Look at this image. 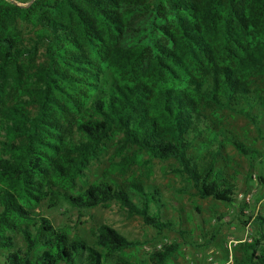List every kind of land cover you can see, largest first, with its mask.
<instances>
[{"label": "trees", "instance_id": "1", "mask_svg": "<svg viewBox=\"0 0 264 264\" xmlns=\"http://www.w3.org/2000/svg\"><path fill=\"white\" fill-rule=\"evenodd\" d=\"M15 13L39 26L36 37L10 34ZM259 83L264 0H0V106L1 96L8 103L1 113L2 264H106L138 245L107 225L95 230L92 246L71 238L34 214L44 200L78 211L116 202L158 232L171 228L150 213V204L159 212L160 200L142 184L106 177L75 193L114 132L149 159L174 161L172 172L202 199L232 203L235 187L217 165L221 152L228 145L250 160L257 152L218 126V113L258 127ZM194 148L208 169L200 170ZM254 223L259 237L240 246L241 264H264V220ZM176 250L165 246L149 259L164 264Z\"/></svg>", "mask_w": 264, "mask_h": 264}, {"label": "rangeland", "instance_id": "2", "mask_svg": "<svg viewBox=\"0 0 264 264\" xmlns=\"http://www.w3.org/2000/svg\"><path fill=\"white\" fill-rule=\"evenodd\" d=\"M7 1L28 6L31 0ZM28 18L19 13L13 15L9 30L18 40L28 42L40 31L39 26ZM42 60L41 46L35 61L40 63ZM258 86L264 100V83ZM6 99L1 96L0 150L1 143L7 141V120L1 117L4 106L8 105ZM253 113L258 127L243 117L218 113L222 121L218 126L257 152L254 160L239 155L228 145L221 152L217 165L224 167L227 180L235 187L232 203L202 199L188 179L172 172L176 167L174 161L149 159L124 146L122 135L114 132L105 142L98 159L85 170L84 178L78 180L75 193L105 181L106 177L120 185L142 184L156 190L160 200L159 212L157 206L150 204V213L159 214L171 228L158 232L146 226L140 217H130L116 202L107 207L78 211L64 202L53 207V203L44 200L34 207V214L47 218L56 230L67 232L71 238L84 239L89 246L94 244L93 233L101 225L113 228L129 241L138 242L136 247L125 250L106 264H154L149 255L170 245H176L177 250L164 264H241L240 246L259 237V227L254 219L260 216L264 220V113L261 109H255ZM192 154L198 155L197 149L194 148ZM195 159L199 161L201 171L211 165L206 156ZM262 232L264 234V224ZM14 240L17 247L24 248L21 236L14 235ZM258 253L264 254V239Z\"/></svg>", "mask_w": 264, "mask_h": 264}, {"label": "built area", "instance_id": "3", "mask_svg": "<svg viewBox=\"0 0 264 264\" xmlns=\"http://www.w3.org/2000/svg\"><path fill=\"white\" fill-rule=\"evenodd\" d=\"M15 3H17V2H15ZM18 5H21V4H19V3H17Z\"/></svg>", "mask_w": 264, "mask_h": 264}]
</instances>
